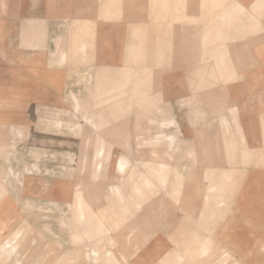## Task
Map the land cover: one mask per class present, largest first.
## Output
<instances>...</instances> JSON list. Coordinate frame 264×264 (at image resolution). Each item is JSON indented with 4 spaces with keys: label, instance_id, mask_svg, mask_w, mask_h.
Listing matches in <instances>:
<instances>
[{
    "label": "rangeland",
    "instance_id": "obj_1",
    "mask_svg": "<svg viewBox=\"0 0 264 264\" xmlns=\"http://www.w3.org/2000/svg\"><path fill=\"white\" fill-rule=\"evenodd\" d=\"M42 1L5 12L28 19L1 20L14 35L0 36V81L17 93L4 91L0 105H16L26 133L13 149L39 167L24 169L15 194L0 183V245L19 228L24 237L0 248V264L15 263L18 243L29 247L25 264H54L63 249L77 263L122 264L105 243L59 242L58 226L48 227L59 207L43 204L50 182L62 203L72 199L63 184H80L97 213L113 207L120 231L131 227L129 255L158 240L149 264H191L232 222L236 258L264 264V4L232 0L249 11L240 18L224 0Z\"/></svg>",
    "mask_w": 264,
    "mask_h": 264
},
{
    "label": "crops",
    "instance_id": "obj_2",
    "mask_svg": "<svg viewBox=\"0 0 264 264\" xmlns=\"http://www.w3.org/2000/svg\"><path fill=\"white\" fill-rule=\"evenodd\" d=\"M36 0H0V36L2 35H14L13 30L10 29L7 26V23H1V20L6 19H12V18H18L20 19L22 16L23 18L28 19V15L26 11H21L20 16H7L6 11L11 7L13 4H19V3H27V5L30 3H34ZM42 0H38L39 3H41ZM225 4H230L233 7H236V9L239 12V17L243 18V15L246 12H249L246 10L243 6L235 4L232 0H224ZM245 3L251 4L253 8L256 10V6L258 4H264V0H244ZM45 2L44 0L42 1ZM218 5H221V2H217ZM223 6V5H222ZM225 6V5H224ZM223 6V7H224ZM25 9L28 10V7ZM225 12L229 13L228 10H225ZM5 14V15H3ZM24 14V15H23ZM251 15V14H250ZM21 18V19H23ZM28 32V31H27ZM28 34H34V32H29ZM9 78V77H8ZM17 85L14 83L12 79H7L4 82L0 81V99H3L4 96L2 93L6 90H9L11 93L10 98L14 101L16 99L15 88ZM77 102V101H76ZM14 103L11 104L10 107L2 106V103L0 105V131L2 132L1 138L4 139V143L0 144V156H2V160L0 161V165H10V171L6 172L5 169L0 166V183H3L7 188L10 185L11 191L12 187L15 184L14 182L18 180L20 174L25 173L28 175L29 172L33 171L34 169H38V164L35 162L32 165H29L26 163L23 159V157L20 156L19 153H17L16 150L13 148L16 147V139L17 137L23 138L26 133V126L21 125L17 122V120L13 117V111L15 109ZM258 140V138H256ZM8 140V142L6 141ZM5 148V149H4ZM31 153H33L31 151ZM126 161L120 160L118 164V169L120 171H124L126 168ZM20 169V171H19ZM31 177V176H29ZM32 178V177H31ZM45 179V178H43ZM48 180V179H47ZM51 186L48 187L44 192H42L43 196L48 197L45 200L43 204H45L48 207V211L51 212V207H59L58 211L60 213L59 221H48V227H55L58 226L57 232L59 234V242H63L65 245L66 243L73 244L74 248L77 250L79 246L82 245H90V247H94L95 244L98 243H105L106 245V251L111 252L113 256H115L117 259L121 258V256L126 257V261L122 260V264H135V261L139 257L140 262H143L144 264H149L152 261V257H156L158 253L155 254V248H159V244L157 243L158 240L152 242L146 249V247L143 249L140 248V254L139 255H129L127 244L131 243L128 240L127 235L130 232L131 227H129V230L126 231L122 229L120 231V228L123 227V219L121 218V215L113 208L111 207L110 214H99L95 210H93L92 207L88 206V203H86L85 199L83 198V195L80 191V184H74L71 187L66 186L67 189L65 190L67 195H70L72 197L71 201L68 202L67 200L62 203L54 198L51 191H49V188L56 185L55 182H50ZM113 194H118L119 198L123 200L125 197L120 189L116 188L112 190ZM12 194H15L13 191ZM45 193V195L43 194ZM17 194V193H16ZM51 194V197L49 196ZM68 206V207H64ZM252 206V205H251ZM242 207V205H240ZM255 208L254 206H252ZM34 211V210H33ZM257 212L251 211L252 216H257ZM103 214V215H102ZM248 216L250 213H246ZM231 218L229 221H233V219H236V217L232 214L230 216ZM251 217V216H250ZM57 223V224H56ZM31 224V222L28 221V226ZM171 224V223H170ZM230 224V223H229ZM235 230L236 226L233 224V222L223 229V231L220 233V236L218 235V238H214L213 236H209V238L201 244V246L198 248V252L195 254H191L190 256H187L186 260L191 262V264H202L203 261H215L214 264H242V261L240 259L236 258V253H240V251L236 250V245L238 243V239L235 237ZM69 232V234H68ZM75 235V236H73ZM145 236V234H144ZM143 237H139L140 240ZM77 237H79V241L77 240ZM73 238V239H72ZM138 240L139 244H149L151 241V236L149 235L146 240L140 241ZM228 243L231 247L230 249L224 248V243ZM82 244V245H81ZM227 246V244H226ZM66 247V246H65ZM97 247V246H96ZM100 249L98 248H92L87 250V252L90 253V257H93V253L99 254ZM142 251V253H141ZM247 251V250H246ZM64 249L61 250L62 256L64 253ZM61 253H59L61 255ZM66 254V253H65ZM61 256V257H62ZM75 259H77V256H74ZM180 260L182 257H178ZM90 261H93L90 260ZM206 263V262H205ZM153 264H163V260H159V258H156ZM178 264V263H176Z\"/></svg>",
    "mask_w": 264,
    "mask_h": 264
},
{
    "label": "bare ground",
    "instance_id": "obj_3",
    "mask_svg": "<svg viewBox=\"0 0 264 264\" xmlns=\"http://www.w3.org/2000/svg\"><path fill=\"white\" fill-rule=\"evenodd\" d=\"M8 101V100H7ZM11 102V101H10ZM7 202V201H6ZM9 207V206H8ZM5 209V208H4ZM3 209V210H4ZM26 210H27V213H29V212H33V208L32 207H27L26 208ZM23 216V215H22ZM28 221H29V219L27 220V223L26 224H28ZM26 222V221H25ZM24 222V223H25ZM24 228V227H23ZM22 228V229H23ZM22 230H20V228L9 238V239H7L4 243H2L1 245H0V248H4V246L5 245H7V244H9L10 242H12V241H14L15 239H17L18 237H20V233H22L21 232ZM24 231H26V230H24ZM24 233V232H23ZM73 236H75V235H73ZM28 237H30L29 235H28ZM43 238L44 236L42 235H38L37 236V239L38 238ZM24 237L23 236H21L20 237V239H23ZM73 239V238H72ZM79 237H77V240L79 241ZM5 240V239H4ZM18 241H22V240H19L18 239ZM34 241H36V238H33L32 240H31V242H34ZM82 245V244H81ZM12 247V246H11ZM29 251V247H27V246H24V245H21V244H19L18 243V245H15V246H13V248H12V250L8 253L9 255H8V257H10V259H11V257H13V259H15L14 261H15V263L16 264H18V262H19V264H25V262H23V261H19V260H21V259H23L24 258V255L25 254H27V252ZM62 256V255H61ZM59 257L57 260H56V262L54 263V264H100V262L99 261H91V263H90V261H80V262H76L77 261V259H75L74 258V256L72 257L71 255H68V254H63V256L62 257ZM76 260V261H75ZM120 260H123V261H126L127 259H126V257H124V256H121V258H120ZM15 263H10V264H15Z\"/></svg>",
    "mask_w": 264,
    "mask_h": 264
}]
</instances>
